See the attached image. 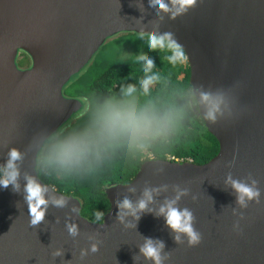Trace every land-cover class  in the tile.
<instances>
[{"label":"water","instance_id":"water-1","mask_svg":"<svg viewBox=\"0 0 264 264\" xmlns=\"http://www.w3.org/2000/svg\"><path fill=\"white\" fill-rule=\"evenodd\" d=\"M148 4L0 0V164L13 146L26 152L20 162L21 190L0 188V264H151L140 253L145 237L165 242L163 252L170 254L165 264H264V0H198L176 19L157 16ZM134 30L173 32L188 53L192 88L226 93L229 106L215 123L205 119L206 106L197 102L219 143L218 153L202 164L193 159L143 161L129 183L105 190L110 208L102 226L84 217L81 202L71 195L66 207L49 205L45 220L32 226L23 186L25 174L37 175L36 143L83 108L64 89L110 38ZM23 54L32 64L20 69L17 57ZM229 175L248 183L258 180L260 202L241 209L227 183ZM164 184L168 190L149 205L155 211L144 213L137 227L126 228L117 219V200H137L145 187ZM176 185L189 189L179 206L194 213L202 236L195 246L186 236L178 244L164 217L156 215L165 198L174 197ZM61 193L56 189L52 194ZM68 222L79 224L77 237L69 235ZM92 243H97L98 254L89 251L82 257ZM56 249L62 255L54 256Z\"/></svg>","mask_w":264,"mask_h":264},{"label":"clouds","instance_id":"clouds-1","mask_svg":"<svg viewBox=\"0 0 264 264\" xmlns=\"http://www.w3.org/2000/svg\"><path fill=\"white\" fill-rule=\"evenodd\" d=\"M197 2L198 0H149L148 7L157 16L165 13L171 19H176L187 14ZM133 32L136 39L144 42L143 47L149 52L165 53L164 59L173 66L189 59L184 46L171 31ZM121 59H131L134 64L140 65L139 71L144 74V78L139 81V89L142 91H138L133 85L121 87L119 93L98 99L91 108L88 120L78 129L66 132L58 128L41 136L37 141L34 163L37 175L25 174L23 186L32 226H38L45 220L49 205L64 208L69 202L66 193L53 195L52 193L56 192L55 186L50 187L42 183L37 176L54 177L61 183L69 178L88 181L102 174L109 161L118 153L125 151L137 154L142 160H154L155 157L150 151L152 143L169 135L173 126L182 119L183 108L163 107L147 99L152 86L161 80L159 73L153 71L156 68L153 57L141 51L138 55L124 54ZM190 96L192 101L206 106L205 119L213 123L217 121L218 116L224 115L229 106L224 91L209 93L193 87ZM25 155L26 152L19 147L13 146L8 149L6 161L0 164V188L12 186L14 192L21 190L20 162L25 159ZM159 171L163 172V169ZM227 183L236 191L237 203L241 209H246L252 201L260 202L262 190L258 186V180L252 178L251 183H248L229 175ZM110 186L105 183L102 190ZM167 190V184L145 187L141 198L137 200L128 196L117 200L119 209L117 219L126 228L137 227L144 213L155 211L149 207L155 202V197ZM174 190V197L165 198L156 215L164 217L166 225L175 233L174 240L178 244L183 243L186 236L188 244L195 246L201 242L202 236L194 226V213L188 207L179 206L182 198L189 195V189L176 185ZM129 191L135 193L136 189L130 187ZM196 198L193 196V199ZM72 211L78 212L79 209L73 205ZM240 215L243 217L242 213ZM128 217L132 220H128ZM104 219L103 212L96 210L93 213V223L102 226ZM235 227L238 229L239 224ZM66 228L72 237L80 234L78 223L68 222ZM164 248L163 240L145 237L140 253L151 264H165V261L170 259V254H165ZM89 251L93 256L97 255V243H92L90 249H83L81 256H87ZM53 255H62V249H56Z\"/></svg>","mask_w":264,"mask_h":264},{"label":"trees","instance_id":"trees-1","mask_svg":"<svg viewBox=\"0 0 264 264\" xmlns=\"http://www.w3.org/2000/svg\"><path fill=\"white\" fill-rule=\"evenodd\" d=\"M143 43L135 38L134 32L117 34L100 50L90 77L76 80L79 73L72 78L68 86L74 92L71 96L81 100L83 108L75 115H79V122L71 124L73 129L68 132L78 129L88 120L91 108L98 99L119 93L120 88L127 85H133L138 91H142L139 89V81L144 78V74L139 71L140 65L134 64L131 59H116L124 54L138 55L143 51L155 59L156 68L153 71L158 72L161 77L160 82L152 86L147 99L159 106L179 107L184 111L182 119L173 126L169 135L154 141L150 151L155 158L193 159L199 164L209 161L218 153L219 143L207 129L197 102L191 99L188 60L173 66L164 59L165 53L149 52L143 47ZM143 161L145 160L137 154L125 151L115 155L102 174L88 181L69 178L61 183L54 177H39L45 183L54 185L60 192L77 198L82 205L81 214L92 221L96 210L106 214L110 208L106 192L102 190L103 185L129 183Z\"/></svg>","mask_w":264,"mask_h":264},{"label":"rangeland","instance_id":"rangeland-1","mask_svg":"<svg viewBox=\"0 0 264 264\" xmlns=\"http://www.w3.org/2000/svg\"><path fill=\"white\" fill-rule=\"evenodd\" d=\"M111 39V38H110ZM109 39V40H110ZM108 40V41H109ZM107 41V42H108ZM106 42V43H107ZM106 43L104 44V45H106ZM103 45V46H104ZM102 46V47H103ZM100 50H102V48L100 49ZM99 50V52H101ZM99 52L94 56V58H93V60L87 65V67H85V69L77 76V78H76V80L78 79H84V78H87L86 76H88V77H90L91 76V74L93 73V70H92V66H93V64L97 61V59H98V57H97V55H99ZM101 56H103V53H102V55ZM29 56H27V54H23V55H19L18 57H17V65H18V67L20 68V69H25V61H26V58H28ZM30 58V57H29ZM116 60H118V61H120V60H122L121 59V57H119V58H117ZM112 63V62H111ZM74 92L69 88V87H66L65 89H64V95L66 96V97H69V98H72V96H71V94H73ZM84 113V112H83ZM77 122H79V115L78 116H75V117H73L62 129L64 130V131H66V132H68V131H70L71 129H73V127H71L72 125L71 124H74V123H77Z\"/></svg>","mask_w":264,"mask_h":264},{"label":"flooded vegetation","instance_id":"flooded-vegetation-1","mask_svg":"<svg viewBox=\"0 0 264 264\" xmlns=\"http://www.w3.org/2000/svg\"><path fill=\"white\" fill-rule=\"evenodd\" d=\"M27 56H29L28 54H27ZM30 57V56H29ZM26 58V61L24 62L25 63V68H29L30 66H31V58Z\"/></svg>","mask_w":264,"mask_h":264},{"label":"built area","instance_id":"built-area-1","mask_svg":"<svg viewBox=\"0 0 264 264\" xmlns=\"http://www.w3.org/2000/svg\"><path fill=\"white\" fill-rule=\"evenodd\" d=\"M170 159L179 160V161L184 160V159H182V158H175V157H170Z\"/></svg>","mask_w":264,"mask_h":264}]
</instances>
